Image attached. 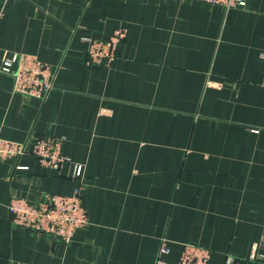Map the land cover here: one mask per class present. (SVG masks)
Here are the masks:
<instances>
[{
  "label": "crops",
  "instance_id": "obj_1",
  "mask_svg": "<svg viewBox=\"0 0 264 264\" xmlns=\"http://www.w3.org/2000/svg\"><path fill=\"white\" fill-rule=\"evenodd\" d=\"M0 67L32 55L57 71L48 99L0 74V137L63 141L84 165L0 158V264H156L162 241L264 264V0H0ZM128 37L111 66L89 39ZM81 188L90 225L70 244L11 222L10 199Z\"/></svg>",
  "mask_w": 264,
  "mask_h": 264
},
{
  "label": "built area",
  "instance_id": "obj_2",
  "mask_svg": "<svg viewBox=\"0 0 264 264\" xmlns=\"http://www.w3.org/2000/svg\"><path fill=\"white\" fill-rule=\"evenodd\" d=\"M221 6L225 9L247 8L251 0H179ZM2 13H0V19ZM128 37V29L119 26L106 40L89 39L91 66H111L116 59L118 46ZM0 74L13 80V92L45 102L56 88L57 71L32 55L14 54L7 57L0 67ZM33 155L45 168L61 171L73 165V177L82 179L84 165L76 163L63 153V141L59 137L31 136L18 143L0 137V158H17ZM8 210L15 227L23 228L38 236H48L70 244L78 230L90 225V215L83 203L82 189L73 195L45 193L38 201L20 196L10 199ZM171 252L166 239L162 241L156 264H209L212 250L197 244H185L177 263H170L165 256ZM247 259L228 254L224 264H246Z\"/></svg>",
  "mask_w": 264,
  "mask_h": 264
}]
</instances>
